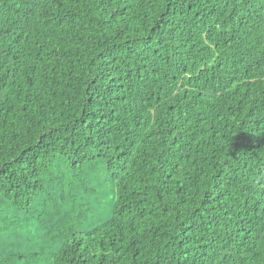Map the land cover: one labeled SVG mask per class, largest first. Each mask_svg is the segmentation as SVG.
Masks as SVG:
<instances>
[{
    "label": "trees",
    "instance_id": "16d2710c",
    "mask_svg": "<svg viewBox=\"0 0 264 264\" xmlns=\"http://www.w3.org/2000/svg\"><path fill=\"white\" fill-rule=\"evenodd\" d=\"M0 252L264 264V0H0Z\"/></svg>",
    "mask_w": 264,
    "mask_h": 264
},
{
    "label": "rangeland",
    "instance_id": "374dc122",
    "mask_svg": "<svg viewBox=\"0 0 264 264\" xmlns=\"http://www.w3.org/2000/svg\"><path fill=\"white\" fill-rule=\"evenodd\" d=\"M101 206L103 207V211H109V210H111V207H112L111 199L108 198V199L104 200ZM33 244H37V246H36V245H33ZM33 244H32V245L34 246V250H35V251H38V252H39L41 249H45V250L51 251L50 248L45 247V246H46V245H45V241H44V240H41V239H39V238H34V240H33ZM60 246H61V245H60ZM15 248H16L15 245H13V246L11 247V249H15ZM44 257H47V256L45 255ZM48 257H49V256H48ZM1 258H3V255H2V253L0 252V259H1Z\"/></svg>",
    "mask_w": 264,
    "mask_h": 264
}]
</instances>
